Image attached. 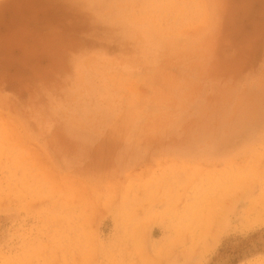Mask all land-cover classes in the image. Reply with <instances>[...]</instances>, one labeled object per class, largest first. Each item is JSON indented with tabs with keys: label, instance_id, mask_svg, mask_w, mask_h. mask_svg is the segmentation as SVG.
I'll return each instance as SVG.
<instances>
[{
	"label": "rangeland",
	"instance_id": "obj_1",
	"mask_svg": "<svg viewBox=\"0 0 264 264\" xmlns=\"http://www.w3.org/2000/svg\"><path fill=\"white\" fill-rule=\"evenodd\" d=\"M0 264H264V0H0Z\"/></svg>",
	"mask_w": 264,
	"mask_h": 264
}]
</instances>
